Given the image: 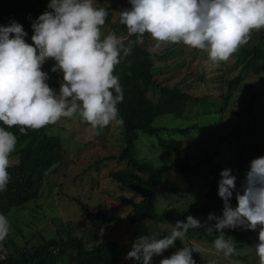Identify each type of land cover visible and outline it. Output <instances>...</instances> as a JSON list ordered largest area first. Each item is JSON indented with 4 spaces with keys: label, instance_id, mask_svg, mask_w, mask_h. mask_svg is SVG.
Listing matches in <instances>:
<instances>
[{
    "label": "trees",
    "instance_id": "trees-1",
    "mask_svg": "<svg viewBox=\"0 0 264 264\" xmlns=\"http://www.w3.org/2000/svg\"><path fill=\"white\" fill-rule=\"evenodd\" d=\"M47 3L0 0V24L19 22L27 32L26 42L32 43L31 21L48 10ZM105 8L106 24L113 9L120 14L125 7ZM119 14L111 27L117 35L127 36ZM153 43L145 33L143 43L134 45L131 54L114 68L123 89V101L117 105L123 124L117 129L119 150L106 159L122 163L109 177L120 189L133 194H119L131 207L126 215L132 226L131 236L115 240L95 230H80L83 222L77 213L94 225L124 218L101 207L93 209L83 192L74 190H85L83 183L66 184L65 127L58 128L57 121L21 134L13 126L9 130L17 136V145L9 157V183L0 191V213L8 218L10 232L0 242V264H118L141 235L159 232L157 238H162L176 221H184L188 215L202 223L209 213L221 215L223 201L217 188L224 168L236 176L230 200L236 199L243 180L232 166L227 167L234 159L232 149H237L244 163L250 154L254 158L264 155V30H253L248 42L218 66L195 65L194 60L202 63L208 55L182 44H162L159 51L151 53ZM188 81L192 86L197 82L205 91H192ZM161 116L169 117L158 120ZM167 119L181 121L173 127L159 124ZM143 139L148 146L142 144ZM195 139L209 153L194 159L192 151L196 148L189 143ZM177 140L181 142L179 147L175 145ZM171 146H176L173 156L161 160L163 151ZM149 147L159 151L148 154ZM93 167L100 171L97 163L87 170ZM172 171L184 175L186 188L170 178ZM162 196L171 207H161ZM74 207L78 212L71 216ZM34 225L42 227L37 231ZM221 231L226 239L232 235L236 248L238 241L247 239L242 226ZM217 235L215 230L209 234L204 228L189 229L182 241H175L173 250L196 245L194 240L212 243ZM200 254L192 253L196 264H216ZM156 257L154 254L152 264H156ZM129 260V264H135ZM244 260L248 261L247 257Z\"/></svg>",
    "mask_w": 264,
    "mask_h": 264
},
{
    "label": "clouds",
    "instance_id": "clouds-1",
    "mask_svg": "<svg viewBox=\"0 0 264 264\" xmlns=\"http://www.w3.org/2000/svg\"><path fill=\"white\" fill-rule=\"evenodd\" d=\"M128 4L119 14L127 36L102 34L108 11L94 6V0H48V10L31 21L32 43L26 42L27 32L19 22L0 24V191L10 180L9 157L17 145V136L9 130L13 126L26 134L74 116L86 122L93 135L106 126H122L117 105L123 101V89L114 68L134 45L143 43L145 33L154 41L151 53L162 44H182L206 51L212 65L218 66L248 42L253 30H264V0H128ZM49 59L54 61L50 70L61 74L58 89L50 87L49 73L42 70ZM231 171L224 168L219 173L221 215L209 213L203 223L188 215L162 238H157L159 232L141 235L125 259L152 264L154 254L182 241L193 228L218 232L213 247L228 257L235 253L234 241L221 230L242 226L258 229L254 248L259 264H264V155L249 161L235 207L229 203L236 189ZM9 232L10 222L0 213V242ZM202 251L199 245L182 246L159 264H196L192 253Z\"/></svg>",
    "mask_w": 264,
    "mask_h": 264
},
{
    "label": "rangeland",
    "instance_id": "rangeland-1",
    "mask_svg": "<svg viewBox=\"0 0 264 264\" xmlns=\"http://www.w3.org/2000/svg\"><path fill=\"white\" fill-rule=\"evenodd\" d=\"M111 5H123L125 8L129 7L128 0H94V6L96 7H107ZM112 17L109 21L106 22L104 26L101 28L102 34H107L108 32H113V29L111 27L112 22H116L118 20V11L112 10ZM205 55H207V52L203 50ZM189 53H187L188 55ZM194 64L197 65L199 63L200 65H204L206 67L209 66L211 61L209 58L204 59L201 63L199 60H194ZM54 63L51 59L45 61V63L42 65V70L47 71L49 73V80L48 83L50 87L54 89H58L59 87V79L61 78V74L59 72H52L51 66ZM188 85V88L192 89V91H195L196 93L204 92L205 87H201L198 85L197 82H195L194 86L189 83V81L186 83ZM193 88H196L194 90ZM217 89V87H214ZM151 96V95H150ZM165 117L169 116H161L158 118L163 119ZM183 119V118H182ZM185 120V119H183ZM181 120H173V119H167V121H162L159 124H163L169 127L177 126V124L180 123ZM65 127L66 129L63 130V135L66 138V148H67V173L68 178L66 181V184L71 186L72 183L75 181V183H83L86 185L85 190H77L76 188L72 187L71 189L76 190L77 193L83 192V194L87 197L86 201L90 203L93 209L101 207L103 210L107 211L109 214H114L123 217L124 219L116 222H110L106 225H94L92 221H89L87 219H83L82 216L77 213L76 207L72 209L69 214L72 216L77 213V218L83 222L82 226L80 227V230L84 231H90L95 230L99 232L101 235L105 236L106 238H112L115 240H123L124 238H129L132 234V226L128 224L126 221V215L130 210V206L127 205V203L119 198V194H125L127 196H132V193H129L127 189H120V186L118 184H114L111 182V179L109 177V174L111 171H115L118 168L122 167V163H117L114 160H108L106 157L112 153H116L119 150V146L117 143L118 135H117V129L119 126H106L103 130L100 131L98 135H93L86 122L82 121L78 116H74L72 118H61L58 121V128ZM60 130V129H58ZM62 131V130H61ZM60 131V132H61ZM72 137V138H69ZM168 139L170 140V144H174L175 141H173V138L171 136H168ZM143 145H147L145 139L142 140ZM191 142L189 144L194 145L196 148L193 152V158H198L203 156L204 154H208L209 152H206L203 147L199 146L198 140H190ZM263 142V140H261ZM181 144L180 140H177L176 146L179 147ZM176 146L169 147L166 151H163L162 156L160 159L164 160L166 156H173L174 149ZM200 148H199V147ZM150 151H147L148 154H154L158 152L159 150H156L152 147H149ZM234 159L231 163L227 164V167L232 166L234 168V171L238 174H240L242 180L244 181L245 172L248 168L249 161L254 158L251 154L248 155V160L246 163H244L243 159L240 160L237 149H232ZM195 156V157H194ZM99 162V163H98ZM93 163H97L100 166V171H98L95 167L87 170V168L92 165ZM87 170V171H86ZM170 178L173 180H176L180 182L183 185V188H186L188 185V182L184 175H182L178 171H172L170 172ZM92 178V183H90V179ZM90 196V198L88 197ZM85 201V200H84ZM85 201V202H86ZM161 207H169V201L163 198V196L160 199ZM232 202L230 205L232 207L236 206V199L229 200V203ZM220 203H218L216 206H219ZM171 207V206H170ZM76 211V213H74ZM33 226V225H32ZM42 225L40 227H37L34 225L35 230H40ZM170 227V226H169ZM168 227V228H169ZM80 231V232H81ZM257 233L258 229L251 230L246 229V236L247 239H241V241H238L237 244H239V247H235V254H232L228 257H225L222 253L217 252L213 244L207 243V242H201V241H195L196 245H199L203 251L201 252V257H204L208 260H213L216 262V264H259L258 257L255 253L254 244L257 242ZM225 236V235H224ZM228 238L232 239V235H229ZM233 240V239H232ZM234 241V240H233ZM236 242V240H235ZM235 246V243H234ZM175 248L174 246H170L167 251H163L160 255H156L155 263L159 264V261L167 256H170L173 252L176 250H173ZM170 251V253H168ZM244 257H247L248 261L244 260ZM130 260L121 258L119 260L118 264H129Z\"/></svg>",
    "mask_w": 264,
    "mask_h": 264
}]
</instances>
